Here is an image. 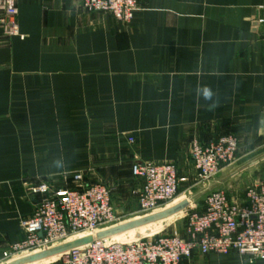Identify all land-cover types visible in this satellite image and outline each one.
Here are the masks:
<instances>
[{
	"label": "crops",
	"instance_id": "0c3cea01",
	"mask_svg": "<svg viewBox=\"0 0 264 264\" xmlns=\"http://www.w3.org/2000/svg\"><path fill=\"white\" fill-rule=\"evenodd\" d=\"M16 7L19 35L0 29V264H58L60 254L2 258L45 200L31 188L71 190L80 174L84 186H108L117 224L141 219L137 230L150 214L133 195L134 162L173 164L189 191L193 142L233 135L241 159L264 148V0H139L127 24L76 0ZM205 85L211 109L196 95ZM197 263L247 264L216 256L181 264Z\"/></svg>",
	"mask_w": 264,
	"mask_h": 264
},
{
	"label": "built area",
	"instance_id": "2783aa9c",
	"mask_svg": "<svg viewBox=\"0 0 264 264\" xmlns=\"http://www.w3.org/2000/svg\"><path fill=\"white\" fill-rule=\"evenodd\" d=\"M76 1L89 13L110 14L123 24L133 19L139 2ZM258 22L264 25V20ZM0 29L8 37L19 35L16 0H0ZM128 141L134 142L132 138ZM238 146L233 135L206 144L193 142L189 157L198 177L206 181L232 165ZM130 173L139 183L133 195L142 213L164 207L178 194L180 179L173 164L134 162ZM72 180L75 187L71 190L50 192L44 185L31 188L32 194H41L45 200L21 221L23 239L9 246L3 260L29 257L90 236L89 244L61 253L58 264H181L207 256L234 257L247 264L264 261V182H255L233 195L222 191L208 195L200 213L186 216L183 237L158 236L121 243L96 237L101 229L118 221L111 189L101 183L84 186L80 174Z\"/></svg>",
	"mask_w": 264,
	"mask_h": 264
},
{
	"label": "rangeland",
	"instance_id": "374dc122",
	"mask_svg": "<svg viewBox=\"0 0 264 264\" xmlns=\"http://www.w3.org/2000/svg\"><path fill=\"white\" fill-rule=\"evenodd\" d=\"M255 182H264V148L259 151L255 156V159H241L237 156L232 165L224 168L220 173L206 181H202L196 172V179L190 184L192 186L194 185L192 189L187 191V188L182 189L180 187L176 198L172 202L154 212L148 213L150 215L145 218L148 220L157 217V220L146 222V226L143 228L137 230L132 229V231L125 235L116 238L114 242H130L141 238H155L158 236L179 235L183 237L186 216L192 213L201 212L208 195L218 191L233 195L238 191L243 192ZM186 203L187 207L184 206L179 209L175 207L178 204H181L180 206H182ZM162 214L165 215L162 216ZM142 220H144V218ZM138 221H141V219L131 222V224H135ZM117 223L105 228H118V226H124V224L121 225ZM83 238H90V236H83Z\"/></svg>",
	"mask_w": 264,
	"mask_h": 264
},
{
	"label": "water",
	"instance_id": "95a60500",
	"mask_svg": "<svg viewBox=\"0 0 264 264\" xmlns=\"http://www.w3.org/2000/svg\"><path fill=\"white\" fill-rule=\"evenodd\" d=\"M184 206H186L185 204L182 205V206H179L177 209L179 208H183ZM176 209V208H175ZM176 211V210H174ZM165 214H162V216H164ZM153 220H157V217L155 218H150L148 219L146 222L148 221H153ZM142 224V223H140ZM139 226V224L135 223V224H130V225H126V226H122V227H118V228H115L109 232H106V233H99L97 234V239H106L108 236L110 235H114V234H117L119 232H123V231H126V230H130V229H133L135 227ZM92 238H84V239H81V240H78V241H74V242H71V243H68L66 245H63L61 247H58L57 249H54L52 251H47V252H44V253H41V254H38V255H34V256H30V257H27V259L25 261L27 262H36L38 260H41V259H46L48 257H51L53 255H56V254H61L67 250H70L74 247H78V246H83V245H86V244H89L91 242Z\"/></svg>",
	"mask_w": 264,
	"mask_h": 264
},
{
	"label": "clouds",
	"instance_id": "9594fccd",
	"mask_svg": "<svg viewBox=\"0 0 264 264\" xmlns=\"http://www.w3.org/2000/svg\"><path fill=\"white\" fill-rule=\"evenodd\" d=\"M196 95H197V98L200 99L202 98L203 100L205 101H213V90L211 87L209 86H198L197 89H196ZM216 101H213L212 104H209V108H214L216 106Z\"/></svg>",
	"mask_w": 264,
	"mask_h": 264
}]
</instances>
